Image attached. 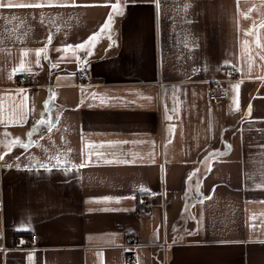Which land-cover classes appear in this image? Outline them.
<instances>
[{
    "label": "crops",
    "instance_id": "0c3cea01",
    "mask_svg": "<svg viewBox=\"0 0 264 264\" xmlns=\"http://www.w3.org/2000/svg\"><path fill=\"white\" fill-rule=\"evenodd\" d=\"M0 3V264H264V0Z\"/></svg>",
    "mask_w": 264,
    "mask_h": 264
},
{
    "label": "built area",
    "instance_id": "2783aa9c",
    "mask_svg": "<svg viewBox=\"0 0 264 264\" xmlns=\"http://www.w3.org/2000/svg\"><path fill=\"white\" fill-rule=\"evenodd\" d=\"M234 68H229V73H234ZM80 79H85V74L81 73ZM35 81V76L32 71H25L18 75V82L20 85L29 86ZM207 94L212 103H218L219 101L225 100L227 98V91L221 82H215L210 84L207 89ZM154 206L153 199L151 197L143 196L140 198L138 212L141 215H148ZM37 236L32 235L25 238H20L18 244L21 246L22 242L26 241L29 244H34L36 242ZM126 264H135L133 259H129Z\"/></svg>",
    "mask_w": 264,
    "mask_h": 264
},
{
    "label": "snow or ice",
    "instance_id": "6c2138e0",
    "mask_svg": "<svg viewBox=\"0 0 264 264\" xmlns=\"http://www.w3.org/2000/svg\"><path fill=\"white\" fill-rule=\"evenodd\" d=\"M40 6H45V5H41V4H12V3H0V8H12V7H40ZM48 6H52V5H48ZM60 6H65V7H77V6H89V5H78L75 3V0H73L72 4H65V5H60ZM94 6V5H92ZM158 6V5H157ZM113 9H117L118 5H112ZM113 14L114 13H110L109 17H108V21L106 22V24L104 25V27L101 29V31H103L104 29L108 28L111 24L112 18H113ZM250 34V33H249ZM96 39V34H94L92 37L89 38V41H94ZM258 43V41H257ZM68 48H71L72 46L69 45L67 46ZM76 47H84L83 44L81 45H77ZM40 51H44L43 49H41ZM57 51H61V49H57ZM37 55H39V52L37 53ZM262 59H264V57H262ZM235 87H239L238 85H236ZM251 110V106H249V111ZM169 119H171V117H168ZM39 124H45V125H50V121H45L44 119H41L40 121H38ZM35 127V125H34ZM49 130H51V128L49 127ZM170 142V141H169ZM18 143V142H17ZM0 159H3L2 156H0ZM84 165H80V167H83ZM5 167H10V165L5 164ZM209 171H211V169H209ZM189 179H191V177H189ZM209 199L211 197H208Z\"/></svg>",
    "mask_w": 264,
    "mask_h": 264
}]
</instances>
